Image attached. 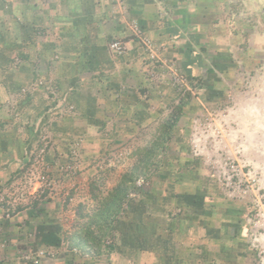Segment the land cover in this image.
<instances>
[{
    "label": "crops",
    "instance_id": "crops-1",
    "mask_svg": "<svg viewBox=\"0 0 264 264\" xmlns=\"http://www.w3.org/2000/svg\"><path fill=\"white\" fill-rule=\"evenodd\" d=\"M202 3L124 0L123 7H115L110 0H0V192L34 160L46 135L50 144L45 160L59 186L71 193L63 202L61 188L54 200L35 201L11 218L4 217L0 207V264H26L22 253L41 247L55 251L42 264H220L225 227L215 229L192 221L193 215L187 220L168 212V205L160 202L167 197L164 191L155 195L165 181H156L152 192L132 199L115 220L108 254L89 249L95 227L84 221L101 183L111 192L124 186L122 181H100L93 161L131 140L138 152L156 131L168 132L178 121L172 118L177 101L164 81L167 72L146 60L141 44L127 39L130 48L125 54L111 51L112 39L127 37L125 18L138 21L148 39L162 47L161 55L184 57L183 69L205 91L202 114L210 103L218 106L223 95L212 74L237 71L225 64L213 65L214 70L208 65L214 48L209 41L218 42L211 34L218 38L224 29L209 20ZM218 50L211 56L216 63L235 56ZM254 70L249 68L252 74ZM256 76L257 72L243 91L250 100L264 98L262 88H252ZM263 81L258 83L264 89ZM233 98L226 107L232 112L239 104ZM257 107L264 112L261 103H250L251 120ZM74 154L80 161L74 178L55 171L70 163ZM242 232H233L236 247L227 264H240L242 254L235 251H241Z\"/></svg>",
    "mask_w": 264,
    "mask_h": 264
},
{
    "label": "rangeland",
    "instance_id": "rangeland-1",
    "mask_svg": "<svg viewBox=\"0 0 264 264\" xmlns=\"http://www.w3.org/2000/svg\"><path fill=\"white\" fill-rule=\"evenodd\" d=\"M202 1L209 20L218 21L219 27L224 29L218 38L211 34L218 42L209 41L214 48L210 51L208 65L212 70L213 65L217 64L221 65L218 66L220 68L226 65L238 69L226 75L212 74V81L218 82L223 95L218 106L214 107L213 101L214 105L210 103L208 112L202 114L201 101L205 91L200 90L201 86L195 85L199 82L183 69L184 57L167 58L160 54L162 47L154 43L158 56L149 58L146 54V60L152 62V66H159L158 71L161 73L167 72L163 74L164 81L177 101L172 108V118L175 117L178 121L168 132L162 129L156 131L146 142L140 144L138 152H134V146L137 145L131 140L126 145L106 150V154L94 159L93 164L96 173H100V181H122L124 186L115 207L107 212L108 219L95 216L102 201L111 194V187L108 185L99 184L101 188L99 187V194L95 195L96 201L92 200L87 206L84 221L90 227H95V234L91 235L90 244L87 245L91 251H96L97 248L102 250L103 244L110 241L107 245L109 251L103 255L108 254L113 245L111 226L115 220H120L122 212L127 211L132 199H136L139 194L148 195L156 181H165L158 187L155 195H158L159 190L164 191L167 197L160 202L168 205L165 208L168 212L174 213V216L181 214L179 219L186 217L187 220H195L197 224L201 221V225L215 229L221 225L225 227V234L221 238L226 248L220 264H227L233 258L232 248L236 247L234 231H243L238 240L242 245L241 251H235L242 254L240 264H261L259 249L252 246L251 240L254 234L264 238V112L261 113L257 107L258 112L251 120L248 110L250 103L252 106L259 103L264 105V98L250 100L249 93L243 91L250 88L253 79L251 76L255 77L256 72L257 83L254 82L252 88L264 90L261 83H258L264 80V0ZM131 20L134 19L125 18L127 37L115 39L130 38ZM143 49L145 51L144 47ZM218 49L230 55L235 53L232 61L224 59L223 62L216 63L211 56ZM249 68H255L253 74ZM175 73L182 76L183 82L176 81ZM239 91L243 94L240 95ZM233 97L239 104H236L237 107L232 112L226 107H231ZM182 104V109H179ZM131 143L133 148L129 147ZM119 149L128 150L123 155L124 158L117 156ZM114 152L116 156L107 157L102 168L97 166L98 161L103 163L102 157ZM140 178L145 179L147 184L136 188L135 182ZM61 188L64 191L61 200L66 202L71 193L69 188L67 191L65 187L59 186L60 193ZM131 193L133 195L130 196ZM120 197L123 198L121 202ZM148 200L146 203L152 205ZM188 215L194 217L189 219Z\"/></svg>",
    "mask_w": 264,
    "mask_h": 264
},
{
    "label": "built area",
    "instance_id": "built-area-1",
    "mask_svg": "<svg viewBox=\"0 0 264 264\" xmlns=\"http://www.w3.org/2000/svg\"><path fill=\"white\" fill-rule=\"evenodd\" d=\"M110 2L115 7L124 6V0H110ZM129 27L131 32L129 38L130 41H137L138 43H141L149 58L158 56L156 53V46L145 35L138 21L131 20ZM129 48V41L127 40L114 39L110 43V49L116 55L125 54ZM175 78L178 83L183 82L182 76H179L176 73ZM59 103L60 107L64 105L61 101ZM68 108L69 110L72 109V107ZM49 144V138L45 135L44 138H42V146L37 148L35 152L36 155L34 160L28 167L22 168V171L14 176L13 181L0 192V207L2 208V214L4 217H14L21 212L22 208H26L34 204L35 201L54 200L60 195V191L58 189V176L53 174L52 168L49 167L45 160V154ZM125 153L126 152L119 151L117 156L124 158L123 155ZM112 155H115V152L107 155L106 157H102L101 161H103V163H99L98 161L99 164L97 163V166L102 168V165L105 164L104 161L107 160V157ZM79 163L80 161L78 155L74 154L70 163L59 165L55 171L65 173L67 176L74 178L78 173ZM146 184L145 179L140 178L135 182V187L142 188ZM131 195L133 194L131 193L130 196ZM255 226H258V223H255ZM262 228L264 227L262 226ZM253 236L251 244L256 249H259V260L261 264H264V238L262 235L256 236V234H254ZM65 242L66 243L64 245H67V241ZM108 244H110V241H106V243L103 244V248L101 250L102 253L109 251V247H107ZM78 250V248H73V251L75 252ZM54 254L55 251L52 247H41L28 252H23L21 258L26 262V264H42L44 259L54 256Z\"/></svg>",
    "mask_w": 264,
    "mask_h": 264
},
{
    "label": "trees",
    "instance_id": "trees-1",
    "mask_svg": "<svg viewBox=\"0 0 264 264\" xmlns=\"http://www.w3.org/2000/svg\"><path fill=\"white\" fill-rule=\"evenodd\" d=\"M196 78V77H194ZM175 123V121L172 123V125ZM120 189H116L114 191L111 192V194H109L103 201H102V205L101 208H99L98 212L96 213L95 216L100 217L102 219H108L107 216V212L110 211L112 208L115 207L116 205V201L118 196L120 195V192H122V186L119 187ZM123 199V198H122ZM121 197H120V202H121ZM120 202L118 203V206L120 204ZM106 222V221H105ZM89 234V233H88Z\"/></svg>",
    "mask_w": 264,
    "mask_h": 264
}]
</instances>
